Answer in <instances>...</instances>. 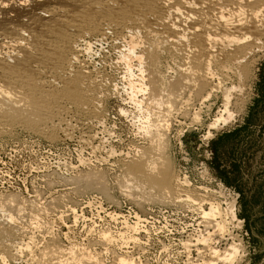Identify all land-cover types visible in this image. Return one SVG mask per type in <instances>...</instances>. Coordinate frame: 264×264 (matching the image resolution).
I'll return each mask as SVG.
<instances>
[{"label":"rangeland","instance_id":"374dc122","mask_svg":"<svg viewBox=\"0 0 264 264\" xmlns=\"http://www.w3.org/2000/svg\"><path fill=\"white\" fill-rule=\"evenodd\" d=\"M109 32L101 40L86 38L79 43L80 48L84 47L82 59H86L91 76L95 75L93 79L98 80L96 109L72 102L61 104L62 120L54 119L46 129L38 124L39 129L54 130V139L45 135V131L39 134L21 124L7 127L2 131L4 133L0 131V227L9 229L0 235V246L19 248L33 243L29 247L34 251L51 241L52 245L55 243L53 247L63 249L77 246V249L81 248L78 252L83 251L88 258L96 256L105 264H114L119 255L133 257L141 264H189L188 258H191V264H200L203 257H197V248H191V255L187 256L183 242L188 236L195 240L199 233L212 234L217 228L202 223L196 212L187 210L185 203H177L175 199V203L161 201L157 189H148L149 182L145 181V184L143 179L139 182L126 173L128 162L137 159L143 151L147 157L150 154L157 157V140L152 134L154 139L146 134L144 128L149 125L150 129L156 130L158 124L165 122L162 128L168 126L164 127L167 131L164 128L157 130L165 135L163 153L170 169L177 171L180 178L186 177L193 187L205 188L207 193L200 194L217 201L222 209L226 210L231 204L235 207L236 218L234 221L229 219L226 237L220 236L221 240L215 235L217 232L212 234L214 246L221 251L233 239L232 242L241 247V257L236 264H264V54L258 53L253 58L257 62L248 80L244 75L239 79L232 73L222 79L217 76L215 81L221 83L223 89L202 102L195 97L197 94L193 89L188 88L183 94L181 91L174 92L175 95L170 92L169 85L185 66L180 55L168 52L173 50H167L158 39L163 49L158 59L160 63L156 61L158 68H154L166 80L170 79V83L164 90L166 93L163 92L165 95L161 94L164 96H160L163 97L161 101L155 97L160 105L146 93H138L137 100L140 101L133 103L127 87L128 63L121 57L127 51L128 41L115 38ZM137 36L138 51L141 48L143 51V47L152 42L158 44L153 37L148 41L141 34ZM87 43L90 51L84 52ZM130 62L134 75H138L137 62L135 59ZM237 80H241L240 84ZM231 86L236 90L230 91L232 121L218 130H211V137H206L209 125L224 110L222 94ZM194 114L196 120H193ZM191 117L192 121L189 120ZM8 216L13 218L12 223H8ZM135 224L137 230L133 233L127 226ZM100 232L108 233V241L102 239ZM22 249L24 253L14 259L5 256L6 250L2 249L5 250L0 252L4 260L0 263H30L28 252L24 247ZM200 255L206 256V252ZM89 260L86 262L92 259Z\"/></svg>","mask_w":264,"mask_h":264},{"label":"bare ground","instance_id":"6f19581e","mask_svg":"<svg viewBox=\"0 0 264 264\" xmlns=\"http://www.w3.org/2000/svg\"><path fill=\"white\" fill-rule=\"evenodd\" d=\"M108 31L113 33L115 38L128 41L126 53L120 55L128 63H126V71L129 74V81H127L129 86L127 87L130 89L133 103L138 99V93L150 94L153 101H157L155 97L160 99V96L165 95L163 92L170 83L168 82L170 79L166 80L160 71L159 73L156 71L158 68L156 64L160 63L158 59L163 49L160 43L162 45L164 43L167 50H173H168V52H177L185 66L184 70L178 71L177 79L175 77L176 80L169 85L170 92L175 95L176 91L184 93V90L188 88L193 89L197 94L195 97L197 96L196 98L205 102L217 91L223 89L220 88L221 83L215 81L217 76L222 79L232 73L231 75H238L239 79L243 75L247 80L251 77L250 73L254 68L255 61L257 62L253 58L258 56V53L264 54V0H0V131L21 124L22 127L39 132V134L45 131V135L48 134L50 138L54 139V130L46 131L45 129L51 121L61 118L63 110H61V104L72 102L84 108L96 109V103H98L96 102L98 98L96 97L98 95L97 79H93L95 75L91 76L92 72L86 59H82L81 49L84 47L80 48L79 43L84 42L86 38L101 40L107 37ZM140 34L146 39L153 37L156 41L159 39L161 42L159 43L158 40L159 45L152 42L148 46L145 45L144 47H147L145 49L143 47V51H140L142 48L138 51L139 47L135 39ZM88 44H86L84 52L90 51ZM131 59H135L137 62L138 75H134L133 67L129 64ZM155 66L156 68H154ZM238 80L237 83L241 81L238 82ZM99 83L101 82L99 81ZM236 86L238 87V85ZM231 87L228 91L221 90L224 91V94L221 92L224 95V110L209 125L206 137L211 135V130H218L221 126L232 121L233 115L229 111L230 91L235 88ZM241 87L244 88L242 85ZM173 94L171 93V95ZM170 97L173 99V96ZM191 98L188 99L191 100ZM160 101H157L158 105H160ZM183 101L185 102L187 99ZM172 105L173 102L170 107H173ZM170 110L171 108H169V112ZM98 115L100 116V114ZM195 117L194 114L193 120H196ZM147 123L149 124V121ZM38 124L44 126L45 129L41 127L39 129ZM162 124H158L160 127L157 126L156 130L151 126L155 133L149 125L144 128L146 134L151 137L153 135L157 140H155L156 150L159 152L156 154L157 157L154 155L151 157V154H148L151 157L149 159L147 153L140 152L137 159L126 165L127 175L132 179H139V182L140 179H143L144 183L145 181L149 182L148 189L150 191L151 188L157 189L159 196L157 197L161 201L169 203L171 200L172 203L175 199L177 203H185L184 206L188 208L187 210L196 212L203 221L202 223L207 224L209 228L210 226L213 227L212 229L217 228L215 232L218 234L215 235L224 239L223 237H226V232H228L226 227L228 223H231L229 219L234 221L236 218L234 205L231 204L225 208L226 210L222 209L221 205L216 203L217 201H212L205 194H200V192L207 193L205 188L193 187L186 177L180 178L177 171L170 169L169 162L163 153L165 135L161 134L160 130H163L165 126L163 125L162 128ZM157 128L162 129L157 130ZM165 128L164 130L167 131ZM136 186L135 188H137ZM143 190L142 193L145 192ZM146 192L149 193V190ZM147 195L146 197H149ZM72 212L75 215V211ZM8 218L10 220H7L8 223H12L13 218L11 216ZM127 228L134 233L137 230V225L127 226ZM8 230L0 227V235L5 234ZM215 232L212 234L214 235ZM212 234L199 233L195 240L188 236L187 240L183 242L184 244L182 243L187 256L191 255V248L196 247L197 257H203L200 258V264H236L241 257V247L238 246L240 244H235L232 239L231 243L220 251L214 246L215 241L213 242L211 239ZM102 239L104 241L109 239L108 233L102 234ZM49 243L44 244L45 247L43 245L41 249L34 248V251L31 249L32 247H29L31 243L23 244L19 248L17 246L13 248V245H1L0 249H5L6 252L1 249L6 253L5 256L14 259L21 256L24 247L30 257V263L26 264H105L104 262L100 263L101 260L99 261L96 256L88 258V255L83 251L78 252L81 248L77 249V246L73 245L63 249L59 246L53 247L55 243L52 245L51 241ZM198 246L204 247L202 252H206V256L200 255L202 249H199ZM141 253H143L142 250ZM1 260H4L2 254L0 262H2ZM86 260L90 262L87 263ZM189 260L191 262V258H188ZM190 262L189 264H191ZM114 264L141 263L139 260H134L133 257L119 255Z\"/></svg>","mask_w":264,"mask_h":264}]
</instances>
